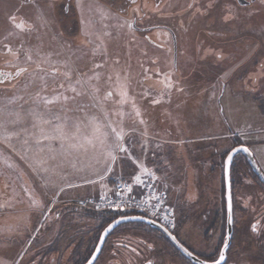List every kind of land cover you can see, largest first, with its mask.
Wrapping results in <instances>:
<instances>
[{"label":"rangeland","instance_id":"1","mask_svg":"<svg viewBox=\"0 0 264 264\" xmlns=\"http://www.w3.org/2000/svg\"><path fill=\"white\" fill-rule=\"evenodd\" d=\"M155 2L140 1L132 19L142 27L174 28L175 49L161 31L154 32L155 45L132 33L121 0H0V264L19 258L17 264H32L48 240L52 217L44 223L34 213L44 206L36 188L98 178L112 162L121 171L124 155L144 166L128 152V136L171 143L170 158L157 161L158 172L145 178L166 194L181 243L206 260L219 254L223 235L218 241L215 221L194 202L201 182H211L215 161L222 168L238 144L249 148L264 174V0L251 8L232 0ZM20 69L26 71L16 76ZM54 124L75 139H46ZM112 128L122 132L119 143L127 149L115 151L114 160L107 155ZM69 143L83 147L70 149ZM232 175L234 236L225 264H264V186L244 162L235 163ZM51 188L40 192L51 194ZM79 194L70 206L73 218H64L75 223L67 234L79 236L68 239L70 250L61 245L64 258L55 254L52 264H71L103 226L98 214L78 217L87 214L79 209L86 198ZM133 227L124 224L118 232ZM140 237L126 238V247L151 248L157 264H192L171 245L174 252L149 234Z\"/></svg>","mask_w":264,"mask_h":264},{"label":"crops","instance_id":"2","mask_svg":"<svg viewBox=\"0 0 264 264\" xmlns=\"http://www.w3.org/2000/svg\"><path fill=\"white\" fill-rule=\"evenodd\" d=\"M125 140L128 142V152L131 151L133 153L134 151V153L137 155L136 159L138 158L141 162H143L144 166H133L131 159H129L131 157H129V155H124L123 160L121 162L122 170H118V168L115 167L114 162H112V164L110 163L111 168L106 169L101 175L103 176V179H101V176L98 178H89L87 181L81 178L73 179L64 181L53 188H51L49 184L44 183V186L46 188H42V185L41 187L36 188V193L39 195V200L43 203L44 206L42 209H33L34 213L41 217L40 221H42L44 217L48 219L50 217H55L57 214L58 221L64 220L65 217L72 219L73 215L75 214V210L72 209L70 206L77 201L76 199L80 195V192L83 193L86 197L83 200L98 197L105 193L110 194L113 192L117 182L119 181V178H122V180L126 183L134 182V174L141 176V178L143 179L146 176L150 175V171L158 172L157 168H155L157 161H165L166 159L168 160L170 158L171 143L168 141H164L160 144L156 141L148 142L140 140L137 136H128ZM214 164L215 165H213L211 169L213 178L211 179L210 183L204 184L203 182H201L200 186L197 187V200L194 202V204L202 202V205L208 210L207 215L211 216V219L215 221L214 227L217 229L216 237L217 240L220 241L223 235L225 223L224 221L226 217L224 200V177L223 174H221L222 168L219 166L218 161H215ZM145 169L148 170L147 173H145ZM69 171L73 174H78L79 169H69ZM155 185H157V183ZM50 188L51 194H42V192H40H48ZM202 197L204 198L202 199ZM46 200L50 201L49 204H45ZM56 203H60V205H58L59 207L57 206L58 208L54 210L53 208H51V206ZM20 204L22 205V201H15V205L19 206ZM90 213L96 214L95 211H90ZM78 215L80 216L81 214L78 213ZM35 232L36 231H33L29 242L34 236ZM19 259L16 264L19 262Z\"/></svg>","mask_w":264,"mask_h":264},{"label":"flooded vegetation","instance_id":"3","mask_svg":"<svg viewBox=\"0 0 264 264\" xmlns=\"http://www.w3.org/2000/svg\"><path fill=\"white\" fill-rule=\"evenodd\" d=\"M140 1H141V3L152 2V0H121L124 8L120 10V13L123 14L126 17V19H132L133 13L135 11L133 8L134 7L138 8L139 7L138 3ZM155 1L161 3V0H155ZM232 1H233V3L235 2L241 8H251V6L255 5V3H257L258 0H232ZM157 2H155V4H158ZM188 8H189V6H188ZM142 26L143 25H142V22H140V20L134 21L133 19L129 25V27L133 30L132 33H134L137 37L139 36V38L141 37L140 39H144V40L148 41L149 44L155 45L156 42H155L154 38H152V37L154 35V32L156 30H158V31H161V33H163L166 37H168L172 40L173 49H175L177 47V44L179 42L178 41L179 38H178V34H176V30L174 28L169 27V26H159L158 28H152L149 26L142 27ZM180 27L182 28V26H180ZM141 34L144 36H141ZM158 36H159V38H161L160 35H158ZM176 56H177V53H176ZM240 145L241 144H238L237 146H240ZM239 162H244V164L246 165L245 159L240 155H239V159H237V161H236V165ZM255 178H257V177L255 176ZM79 209L82 210L83 212L85 211V212L89 213V214L87 213L84 215H80V216H78L79 218L80 217H86V216L91 217L92 215H94V216L96 215V214L90 213V211L92 212L91 209L83 208L81 205H80ZM56 216L51 218L52 223L56 224L57 229L55 230V234L50 235L54 225L53 224H51L53 226L49 225L50 230L47 231L45 236H47L48 240H49V238H51V237L52 238L49 241L47 240V242L44 243V245L37 251V253L33 255L32 264H39L40 261H45V259L47 257L51 258L49 261V264H52V261L55 259V256H54L55 254H59L60 258L63 259L65 254H62L61 250H59V249H61V245L66 246L68 249L70 246V242L68 241V239L70 240L71 238H76V236L77 237L79 236V235L70 236L67 234L69 231L72 230L73 226H75L74 222H72V221L70 222L69 220L58 221L57 220L58 214ZM128 216H130V215H126V216H122V217H128ZM134 216H139V215H134ZM98 217L99 218H97V219H101L100 221H101V223H103V226H101V227L97 226V228L94 229L93 232H91L90 236H92L94 233H95L94 234L95 236L92 238L90 237L91 239H87V241L89 240V243H88V245L85 246L84 249H82V250L79 249L77 253L75 252V254L72 256V259L70 260L71 264H87L88 261L90 260V258L92 257L95 249H96V246L98 244V241H99L100 236H101L102 232L104 231V229L109 224H111L112 222H114L115 220L120 218L121 216L117 217V218H113V216H111V215H109V216L98 215ZM143 217H145V216H143ZM92 218H96V217H92ZM48 220H49V218L47 219L44 217L42 222L44 221V223H45ZM63 223H64V225H63ZM128 224H134L135 227H133L131 229L128 228L127 230H125L124 233L118 232V229H116L115 231H117V232L115 234V238L112 241H110V244L108 247H107V244H108V240H109L110 236L107 238L105 245L101 251V254H100V256L97 259L95 264L108 263V260H113V262H114V260H117L118 264H124V262H125V264H157L156 259H155V257H157V253H156V255H153L152 253L154 251H152L151 248L145 249V248L141 247L140 249L135 248L136 251H132L133 249L131 250V249H128L126 247V245H127V244H125L126 238H130V239L133 237L139 238L142 234H149L150 236L155 237L157 240L163 242L165 245H167L173 251V249H172L173 246L170 244V242L168 240H166L157 231L152 230L150 227H148L144 224H141V223H128ZM76 225H79V223H76ZM63 228H65L66 230H64ZM176 228H177V224H176ZM170 232L173 235H175L174 231H170ZM64 238H66L67 240H65ZM140 238H142V237H140ZM178 240H179V238H178ZM78 243H79V241L77 242V244ZM82 243L84 244L85 242L82 241ZM170 245L172 247H170ZM153 248H154V246H152V249ZM70 249L71 248H69V250ZM175 251H176V253L180 254L176 249H175ZM104 255H105V258L103 259ZM60 262H61V264L63 263L62 260Z\"/></svg>","mask_w":264,"mask_h":264},{"label":"water","instance_id":"4","mask_svg":"<svg viewBox=\"0 0 264 264\" xmlns=\"http://www.w3.org/2000/svg\"><path fill=\"white\" fill-rule=\"evenodd\" d=\"M246 146L240 145L237 146L235 149H242ZM251 152V151H250ZM242 156L249 164L250 169L252 173L258 178L260 183L264 186V174L260 170L253 154L249 156L248 153L244 151H238L234 152L231 151L228 156L225 158L224 161V167H223V177H224V200H225V213H226V223H225V236L222 243V247L219 251L218 256L213 261H208L197 254L190 251L185 245H183L178 238L173 235L170 231L165 229L163 226H161L156 221H153L147 217L143 216H128V217H120L117 220H119V223H116L117 220L109 224L104 231L102 232L100 239L98 241V244L96 246V249L88 261L87 264H95L97 259L99 258L101 251L105 245V242L107 238L121 225L128 224V223H141L148 227H150L152 230L157 231L159 234H161L166 240L170 242V244L190 263L192 264H215L216 261L220 259V253L223 252L224 259L220 261V264H225L227 261V254L228 251L231 248L233 236H234V199H233V168L235 166V163L237 161L238 156ZM229 156H232V159L229 160ZM229 205H231V211H229ZM229 216H231L232 222L229 223ZM111 226V231H108L109 227ZM185 249H187L189 252L192 253L191 256H189Z\"/></svg>","mask_w":264,"mask_h":264},{"label":"built area","instance_id":"5","mask_svg":"<svg viewBox=\"0 0 264 264\" xmlns=\"http://www.w3.org/2000/svg\"><path fill=\"white\" fill-rule=\"evenodd\" d=\"M143 181L144 184H140L139 181L126 183L122 178H119L112 193L85 199L80 202V205L83 208L99 212H131L146 216L153 218L167 230L173 231L176 228V216L173 209L168 205L166 194L156 188L152 179L145 178ZM128 187H132L134 190V196L131 200L128 199ZM150 193H154L158 200L150 198ZM121 194L123 199H118ZM145 201L147 202L145 203ZM113 203L121 204L123 211L113 208ZM150 205H154V207Z\"/></svg>","mask_w":264,"mask_h":264},{"label":"snow or ice","instance_id":"6","mask_svg":"<svg viewBox=\"0 0 264 264\" xmlns=\"http://www.w3.org/2000/svg\"><path fill=\"white\" fill-rule=\"evenodd\" d=\"M12 19H14V18H12ZM14 27H16V28H18V29H20V30H23V25H21V24H14ZM10 51H11V49H9V52H10ZM29 59H30V57H29ZM24 71H26V69H20V70L16 73V76H20ZM2 82H3V78H2V76H0V83H2ZM77 83H79V81H77ZM72 91L75 92V91H76L75 88H73ZM108 95L110 96L111 93H109ZM57 99H59V97H57ZM64 99L67 100L68 97L65 96ZM46 103L51 104V103H53V101H52V100H46ZM137 115H139V112H137ZM141 122H142V121H141ZM45 123H52V122H51L50 120H45ZM53 128H54V132L50 133V134L46 137V139H60L62 142H63V141H68L69 139H72V140L75 139V135H72L71 137H69V136L64 132V130H63V125H60V124H54V125H53ZM99 131H100V129H99V126L97 125V126H96V132L99 133ZM111 132L115 134V139H114V141H113V143H112L111 145H108V146H107V147H108L107 155H108L109 157H111V158L114 160V159H115V156L113 155V153H114L115 151L118 150V151H120V152H125V153H127V149H126L122 144L119 143V141L123 140V134H122V132H117V130H116L115 128H112V129H111ZM105 139H106V136H105ZM87 143H88V144H92L93 142H92L91 140H88ZM100 143H101V145L103 146V145H104V139H101V140H100ZM62 147H63V143H62ZM82 147H83V145H82V144H79V143H69V144H68V148H70V149L79 150V149L82 148ZM241 150L244 151V152H246V153H248L249 156L252 155V153L250 152L249 148H247V147H244V148H242V149H234V152H238V151H241ZM231 159H232V156H229V160H231ZM144 171H145V173H147L148 170L145 169ZM133 178H134L135 180L139 181L140 184H144V183H145V182L143 181V179L141 178V176H139V175H135V174H134ZM101 179H103V176H101ZM126 186H127V185H126ZM137 186H139V185H137ZM128 192H129L128 199L131 200V199L133 198V196H134V190H133V188H132V187H128ZM149 197H150V198H156V199L158 200V197H155V196H154V193H150V194H149ZM118 199H123L122 194H121L120 196H118ZM146 202H147V201H145V203H146ZM112 206H113V208H115V209H119L120 211H123V208H122L121 204H119V203H113ZM150 206H151V207H154V205H150ZM145 210H146V209H145ZM229 211H231V205H229ZM119 222H120L119 220L116 221V223H119ZM231 222H232V220H231V216H229V223H231ZM253 230L255 231V228H254ZM108 231H111V226L109 227ZM185 252H186L189 256L192 255V253L189 252L187 249H185ZM223 259H224V254H223V252H221V253H220V259H219L218 261H216L215 264H220V261H222Z\"/></svg>","mask_w":264,"mask_h":264},{"label":"trees","instance_id":"7","mask_svg":"<svg viewBox=\"0 0 264 264\" xmlns=\"http://www.w3.org/2000/svg\"><path fill=\"white\" fill-rule=\"evenodd\" d=\"M229 154V153H228ZM228 154H226L225 156H224V158H223V160L225 161V158H226V156H228ZM245 162H246V165H247V167H248V169H250V166H249V164H248V162L245 160ZM223 167H224V164H223V166H222V170H223ZM250 171H251V169H250ZM96 214H98V215H107V216H109V215H111V216H113V218H117V217H122V216H126V215H133V213H131V212H96ZM225 223H226V217H225V221H224ZM225 223H224V234H223V238H222V243H223V240H224V236H225ZM222 243H221V246H220V248L222 247ZM220 251V250H219ZM218 254V253H217ZM218 256V255H217ZM216 256V257H217ZM216 257H214V259L216 258ZM213 259V260H214ZM213 260H208V261H213Z\"/></svg>","mask_w":264,"mask_h":264}]
</instances>
